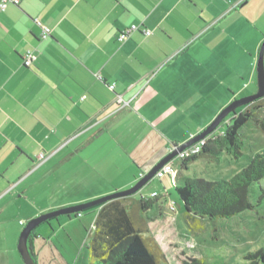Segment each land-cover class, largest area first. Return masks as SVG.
<instances>
[{
    "label": "crops",
    "instance_id": "obj_1",
    "mask_svg": "<svg viewBox=\"0 0 264 264\" xmlns=\"http://www.w3.org/2000/svg\"><path fill=\"white\" fill-rule=\"evenodd\" d=\"M260 5L264 0H19L0 9V235L17 217L28 221L131 187L171 145L243 97L240 69L228 63L241 58L249 77L256 74L264 36L242 22ZM36 21L50 27L47 38ZM132 24L139 29L118 42ZM28 50L36 59L25 67ZM118 158L126 171L119 181ZM183 177L170 179L172 187ZM181 208L186 219L198 218Z\"/></svg>",
    "mask_w": 264,
    "mask_h": 264
},
{
    "label": "rangeland",
    "instance_id": "obj_2",
    "mask_svg": "<svg viewBox=\"0 0 264 264\" xmlns=\"http://www.w3.org/2000/svg\"><path fill=\"white\" fill-rule=\"evenodd\" d=\"M246 16L242 22L243 26L249 27L254 33H258L260 28V34L264 36V7L260 5L254 16L247 13ZM253 55L255 59L254 52ZM228 64L230 68L234 66L240 69L238 71L244 82L242 96L256 91V74L254 72L252 77H249L245 60L241 61L239 58L237 63L230 60ZM232 84L237 85L235 81ZM219 97L220 92L214 93L211 100L214 105ZM260 102L262 108L256 111L259 117L264 115V100ZM221 123L224 126L226 121ZM220 125L213 131L214 135L223 128ZM239 133L240 142L236 156L226 147L217 158H198L187 170L175 169L173 182L178 174L189 178L219 180L227 179L238 172L255 152L264 150L262 133L251 121L244 124ZM117 162L115 172L119 181L126 175V171L123 159L118 158ZM170 179L165 176L161 179L153 177L138 192L129 195L134 199L140 192L154 201L149 209L140 212V217L147 225V233L144 235L151 236L162 252L161 264H181L190 258H200L208 264H247V254L264 247V196L259 200V191L252 197V202L255 203L250 210L228 219L192 220L186 219L183 214L181 202ZM259 187L264 190V179L260 181ZM153 190L158 196H151L150 192ZM125 203L128 206L131 201L126 200ZM94 211L88 210L78 216L74 215L75 213L62 214L39 224L34 229L37 235L32 239L36 264H89L88 246L93 229ZM20 218L22 217L3 225L5 230L0 235V264H23L17 250V240L27 221L22 218L21 224Z\"/></svg>",
    "mask_w": 264,
    "mask_h": 264
},
{
    "label": "trees",
    "instance_id": "obj_3",
    "mask_svg": "<svg viewBox=\"0 0 264 264\" xmlns=\"http://www.w3.org/2000/svg\"><path fill=\"white\" fill-rule=\"evenodd\" d=\"M263 100L264 97L256 99L229 113L221 121H226L223 130L217 135L214 132L207 135L205 144L197 154L177 160L180 170H187L192 162L201 157L217 158L226 147L236 156L240 128L248 121L260 130L264 140V115H256V111L262 108L260 101ZM168 162L173 163L172 160ZM262 179L264 150L255 152L243 168L227 179L183 177L175 184L174 190L185 212L200 219H228L252 209L255 203L252 197L256 192L260 193L259 200L264 196V190L259 187ZM126 200H130L131 204L127 206ZM153 202L152 198L144 195L134 199L127 196L75 213L78 216L97 209L88 246L89 264H161L162 252L151 236L144 235L147 225L140 217V212L149 209ZM31 255L35 257L32 251ZM246 259L247 264H264V247L248 253ZM181 264L208 263L200 258H190Z\"/></svg>",
    "mask_w": 264,
    "mask_h": 264
},
{
    "label": "water",
    "instance_id": "obj_4",
    "mask_svg": "<svg viewBox=\"0 0 264 264\" xmlns=\"http://www.w3.org/2000/svg\"><path fill=\"white\" fill-rule=\"evenodd\" d=\"M263 53H264V40L260 44V47L258 49L257 53V59H256V83H257V89L254 93L240 97L238 99H235L231 101L228 105H226L224 108H222L219 113L213 118V120L199 133L196 135L190 137L187 141L179 144H174V148L168 152L167 155H165L163 158H161L149 171L145 173L140 179H138L131 187L115 191L113 193H110L108 195L72 205L67 206L64 208L56 209L50 212L43 213L37 217H34L32 219H29L25 226L21 229L18 240H17V250L21 257V260L23 264H36L34 258L31 255V249L28 244V237L30 233L42 222L58 216V215H70L72 213H77L79 211H82L86 208H89L94 205L102 204L108 200L120 198L124 196H129L132 194H135L138 192L150 179L153 178L155 172L166 162L171 160L177 152L185 149L186 147L190 146L191 144L197 142L201 138H204L205 136L212 133L221 123V121L231 112H233L237 107H240L242 105L248 104L256 99L262 98L264 96V65H263Z\"/></svg>",
    "mask_w": 264,
    "mask_h": 264
},
{
    "label": "built area",
    "instance_id": "obj_5",
    "mask_svg": "<svg viewBox=\"0 0 264 264\" xmlns=\"http://www.w3.org/2000/svg\"><path fill=\"white\" fill-rule=\"evenodd\" d=\"M8 3L11 4H18L19 0H1L0 1V9L3 10L6 5ZM37 25L40 27V38L45 39L50 35V27L42 25L39 21H36ZM139 27L136 24H132L128 27H125L124 29L120 30L118 32L117 35V41L118 42H123L124 40H126L130 34L136 30H138ZM142 32L145 35H149L151 34V31L148 29H142ZM36 59V54L31 51L28 50L26 51L23 56H22V65H24L25 67H28L34 60ZM111 90L114 88L113 84H110L108 86ZM115 101L120 105V106H125L126 104H128L127 102L122 101L120 96H116ZM206 142V137L200 139L199 141L191 144L190 146L186 147L185 149L177 152L176 156L174 158H172L171 160L174 161L175 159H181L187 155H195L200 151V148L205 144ZM174 148V145H171V147L169 148V152ZM143 175L140 174L139 175V179L142 177ZM164 176H170L171 180H174L175 177V168L173 166L172 162H166L164 165H162L154 174L153 177H156L158 179H161ZM156 193L152 192L151 196H155Z\"/></svg>",
    "mask_w": 264,
    "mask_h": 264
},
{
    "label": "flooded vegetation",
    "instance_id": "obj_6",
    "mask_svg": "<svg viewBox=\"0 0 264 264\" xmlns=\"http://www.w3.org/2000/svg\"><path fill=\"white\" fill-rule=\"evenodd\" d=\"M59 216V215H58ZM58 216H55V217H52V218H50V219H53V218H57ZM50 219H48V220H50ZM48 220H46V221H48ZM46 221H44V222H46ZM36 233H35V231L33 230L31 233H30V235H29V237H28V244H29V247H30V249H31V251L35 254V251H34V246H33V242H32V239L34 238V237H36Z\"/></svg>",
    "mask_w": 264,
    "mask_h": 264
}]
</instances>
